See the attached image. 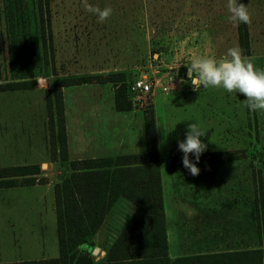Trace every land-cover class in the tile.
Returning <instances> with one entry per match:
<instances>
[{
	"label": "rangeland",
	"instance_id": "obj_1",
	"mask_svg": "<svg viewBox=\"0 0 264 264\" xmlns=\"http://www.w3.org/2000/svg\"><path fill=\"white\" fill-rule=\"evenodd\" d=\"M37 3L0 0V82L28 78L38 88L0 92V167L24 165L35 159L37 149L46 152L48 162L59 156L52 168L43 167L52 184L70 172L58 151L59 128L55 125L51 130L48 120L45 89L56 78L76 81L90 75L95 82H108L112 72L124 71L130 84L143 75L156 79L158 86L169 83L171 87L168 93L158 87L153 93H141L133 104L141 116L154 110L159 120L162 168H172V156L181 152L178 144L186 139L188 124L196 122L207 132L201 139L208 147L199 161L205 164H197L201 177L187 176L179 184L187 193L177 203L189 209L191 221L182 226L184 251L226 249L241 243L257 246L258 231L264 234V111L250 110L239 93L222 88L193 90L184 65L193 55L219 59L230 47L241 49L239 24L230 21L226 0H88L113 10L103 22L85 10L84 0H50L44 13H50L53 37L46 45ZM247 8L252 24L248 25L249 55H243L257 69H264V0H247ZM179 76L186 77L182 87ZM77 93L74 89L67 96ZM218 150L237 153L238 158L219 164L212 161V153ZM191 159L196 162L194 154ZM213 209L222 214L212 218L220 226L208 234L201 212ZM133 212L134 207L122 199L112 207L95 236L97 259L104 257ZM208 229L214 231L213 226ZM199 242L213 248L199 249ZM58 254L51 192L0 188V260L48 259Z\"/></svg>",
	"mask_w": 264,
	"mask_h": 264
},
{
	"label": "trees",
	"instance_id": "obj_2",
	"mask_svg": "<svg viewBox=\"0 0 264 264\" xmlns=\"http://www.w3.org/2000/svg\"><path fill=\"white\" fill-rule=\"evenodd\" d=\"M238 2L247 7V0ZM37 4L41 13L42 38L45 45L48 41L50 44L53 37L51 16L44 13L45 9H49L50 0H38ZM238 31L242 53L249 55L248 25L239 24ZM94 80L90 75L76 81L59 77L52 87L45 89L50 129L54 131L55 125L59 128L58 149L64 161L68 159V148L63 88ZM107 81L113 84L115 90L116 109L132 110L129 93L132 82L128 83L126 72H112ZM35 87L36 81L28 78L0 82V92ZM145 141L146 149L143 152L70 161V172L54 184L58 256L44 259V262L22 260L17 264H264V234L261 229L258 231L259 244L254 247L170 256L154 110H150V115L145 119ZM182 157V152L172 156L174 169L184 167ZM237 158V153L229 150L212 153V161L215 162ZM40 173L41 167L37 164L0 167V188L35 184ZM40 180L44 181L45 178L41 177ZM121 199L134 207V212L108 245L104 257L97 259L95 236L112 207Z\"/></svg>",
	"mask_w": 264,
	"mask_h": 264
},
{
	"label": "crops",
	"instance_id": "obj_3",
	"mask_svg": "<svg viewBox=\"0 0 264 264\" xmlns=\"http://www.w3.org/2000/svg\"><path fill=\"white\" fill-rule=\"evenodd\" d=\"M102 88V89H101ZM37 90L38 88H34ZM77 89L79 93L67 96L68 92ZM106 89V97H104V90ZM63 96L65 103V124L67 132V160L62 162L69 163L72 160H83L87 158H97L104 156H116L120 154L143 152L146 149L145 141V119L146 113L142 116L140 109L133 108L130 111H119L115 107V90L113 84L108 82H91L84 84H76L63 88ZM155 108V107H154ZM156 117V115H155ZM137 120L135 129V121ZM157 120V129L159 128V120ZM59 151V150H58ZM34 156L30 162L25 164H37L41 167V173L37 175V181L35 184L16 186L28 189L29 192L35 193H46L51 192L54 207H55V195H54V184L49 178V173L44 172V165H50L52 168L58 160L46 161L47 154L45 151L39 152L34 149ZM226 162V161H225ZM222 162H219V164ZM197 164H205L197 163ZM212 165L211 168H215L216 164L211 162L207 163ZM162 184L164 194V204L167 219V234L169 241V253L171 257H177L179 255L189 254L185 252L184 239H183V225L189 222V214L187 210L181 206V203H177L180 199L179 196L183 193L186 194L185 190L181 188L180 181L191 177H201L199 175L193 176L190 171L185 167L180 168H162ZM164 169V170H163ZM54 173V172H53ZM52 175V173H51ZM205 175V174H204ZM208 176L217 175L214 172H207ZM44 177L45 180L41 181L40 178ZM215 179V177L211 178ZM190 186V185H188ZM205 187V185H204ZM10 188V187H9ZM189 189V188H188ZM120 201V200H119ZM56 211V208H55ZM209 212H201L203 217L202 225L208 230V234L216 233L215 228L220 226V222L212 220L216 218V215L221 216L222 214L215 209ZM4 215L5 213H1ZM197 217V216H196ZM214 227V231L208 228ZM213 230V229H212ZM220 232V231H219ZM221 233V232H220ZM205 235V233H204ZM206 236V235H205ZM205 236L203 238H205ZM204 241V240H203ZM205 242V241H204ZM242 242V240H241ZM210 243V242H207ZM215 243V241H214ZM240 243V241H239ZM203 242L197 244V248L206 249L213 248L210 245H202ZM216 247V246H214ZM252 246L243 245L231 247L232 249L248 248ZM230 248V247H228ZM198 252H205L201 250ZM193 252V253H198ZM192 253V252H191ZM47 258H38L32 260H40ZM27 259L20 260H0L3 262H18Z\"/></svg>",
	"mask_w": 264,
	"mask_h": 264
},
{
	"label": "clouds",
	"instance_id": "obj_4",
	"mask_svg": "<svg viewBox=\"0 0 264 264\" xmlns=\"http://www.w3.org/2000/svg\"><path fill=\"white\" fill-rule=\"evenodd\" d=\"M83 6L86 11L95 14L99 22L107 20L113 11L110 7L101 9L93 6L88 0H84ZM225 6L232 23L252 24L251 13L244 3L226 0ZM184 65L187 67V80L191 82L193 90L199 91L201 87L222 88L229 93H239L245 97V105L250 110L264 111V69H257L239 47L228 48L219 59L210 55H193ZM187 129L186 139L179 141L178 150L183 153L184 167L196 176L200 173L197 162L208 147L201 139L207 136V132L196 122L188 124ZM193 154L196 162L190 159Z\"/></svg>",
	"mask_w": 264,
	"mask_h": 264
},
{
	"label": "built area",
	"instance_id": "obj_5",
	"mask_svg": "<svg viewBox=\"0 0 264 264\" xmlns=\"http://www.w3.org/2000/svg\"><path fill=\"white\" fill-rule=\"evenodd\" d=\"M177 79L179 80V84L181 87L186 83L185 76H179ZM157 87L163 93H168L171 91V87L169 83H162L161 85L158 86L156 79L153 82L150 78H147L146 76L143 75L135 78L129 87L130 98L133 104H135V99L138 98L141 93H153Z\"/></svg>",
	"mask_w": 264,
	"mask_h": 264
},
{
	"label": "water",
	"instance_id": "obj_6",
	"mask_svg": "<svg viewBox=\"0 0 264 264\" xmlns=\"http://www.w3.org/2000/svg\"><path fill=\"white\" fill-rule=\"evenodd\" d=\"M99 252V249L98 248H96V250H95V254H97Z\"/></svg>",
	"mask_w": 264,
	"mask_h": 264
}]
</instances>
